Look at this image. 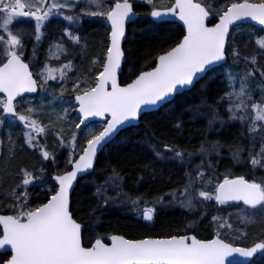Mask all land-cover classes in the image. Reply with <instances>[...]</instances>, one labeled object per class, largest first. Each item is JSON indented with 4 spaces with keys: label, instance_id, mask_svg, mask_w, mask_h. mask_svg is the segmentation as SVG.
<instances>
[{
    "label": "snow or ice",
    "instance_id": "snow-or-ice-1",
    "mask_svg": "<svg viewBox=\"0 0 264 264\" xmlns=\"http://www.w3.org/2000/svg\"><path fill=\"white\" fill-rule=\"evenodd\" d=\"M151 5L150 16L154 21L167 22L173 17L182 22L185 33L170 50L160 54L154 67L142 70L131 83L121 86L118 82V71L121 69L123 51L121 40L125 36V22L135 15L129 0H111L105 8V0H0V127L5 123L14 125L17 121L23 126L24 143L35 149L43 160L51 159L55 163V154L50 153L46 146L40 145L37 137L46 136L50 131L59 141V147H70L67 164L70 170L63 174L52 176L54 184L48 186L47 200L36 207L29 206L28 188L48 183L41 168L40 175L27 169H21L22 178L11 190L13 202L10 204L12 214H0V249L10 248V259L6 264H238L229 257H241L245 261H252L254 254L260 253L258 260L253 264H264V241L254 243L250 247H239L221 238L219 229L227 228L230 232L244 233L241 229H233L227 219L222 220L214 216L217 235L208 240L198 239L195 235L171 236L159 239H126L121 235L109 237L111 244L96 238L90 246L82 243L83 232L81 223L77 222L70 207V190L78 174L85 173L93 167V159L103 146L110 142L123 127L137 121L142 112L159 108L172 102L174 94L193 85L194 79L204 76L213 78L223 73L227 87L221 100L228 102L227 111L229 121H239L247 125L252 146L249 148L248 162L252 168L264 167V64H258L257 56L264 57V36L256 39L260 50L254 54L252 65L243 74L233 72L224 67L226 63V46L230 29L239 27L237 22L252 21L261 26L264 31V0L252 3L249 0L232 2L216 10L218 23L209 27L206 20L210 16V4L202 5L197 0H174V3H161L158 8L155 0H144ZM86 3L89 7L83 9L82 14L92 17H104L110 24V43L106 47L103 59L98 63L102 69L95 73L94 78L82 87V81L73 82L72 92L78 107L73 110L79 113V123L88 128L86 146L82 148L79 159H74L78 144V134L71 133V139L65 144V130L63 122L68 109L64 108L65 115L55 113V120L49 115V124L43 125L33 114L44 111L41 104L37 109L31 101L24 98L25 93H36L39 90L46 92L45 85L50 80L65 81V69L72 70V62L62 65L59 69L45 68L37 73L41 83L34 79L30 71V64L25 62L26 45L23 36L14 34L11 26L21 20L34 22L33 56L43 36L42 29L53 15L61 16L69 24H76L80 16L66 14L71 12L75 4ZM61 9L66 12L60 11ZM94 9V10H93ZM64 35L73 44H79L80 38L74 35L68 27ZM62 47V45H57ZM234 63L241 59L247 67L248 57H240L233 49ZM59 59V55H50L48 59ZM59 71V77L55 74ZM259 73V79L255 74ZM212 74V75H210ZM239 87H236V84ZM67 88L62 87L63 96ZM259 91V100L254 99V93ZM21 98L18 100L17 98ZM57 99L52 96L49 104ZM64 103V102H62ZM25 105H28L25 107ZM90 118H99L104 121L98 128H89L86 123ZM217 120L224 123L219 113L213 112L209 126ZM179 127V125H177ZM59 128V131L56 129ZM259 138V150H256V141ZM11 139V137H10ZM159 159H171L181 165L191 164L194 155H201V163L193 171H186L187 183L182 191L174 190L169 193L172 203H179L189 211L193 210L196 202L203 205L206 201H215L217 205H228L237 208V216L241 223H253L259 215L264 220V179L257 182L248 180L243 175L231 176L225 174L223 179L215 175L211 163L205 164V158L219 153L218 144L209 147L201 145L198 152H188L173 145H164V151L157 146L150 145ZM244 148L235 146L232 151L233 161L242 162L241 153ZM171 153V155H166ZM200 184L202 187L197 188ZM108 185L120 189L115 196L108 195ZM17 189L22 191L17 194ZM96 195L103 196V203L108 204L120 196L131 203L139 214V205L142 195L135 198L128 196L121 188V177L115 170L105 179L104 184L96 186ZM147 205V201H144ZM155 203H163V197H158ZM145 207L142 218L145 221L154 219V208ZM231 216V213H229ZM195 223V222H194ZM191 226V225H189Z\"/></svg>",
    "mask_w": 264,
    "mask_h": 264
},
{
    "label": "trees",
    "instance_id": "trees-1",
    "mask_svg": "<svg viewBox=\"0 0 264 264\" xmlns=\"http://www.w3.org/2000/svg\"><path fill=\"white\" fill-rule=\"evenodd\" d=\"M197 1L202 5H211L208 9L211 15L208 23L212 24L218 16L217 9L243 0ZM249 1L259 2V0ZM161 2L169 4L172 0H155L157 7H160ZM134 10L140 17L126 28L123 44L124 63L119 76L121 84L128 83L142 70L151 69L156 57L171 49L183 37L181 27L175 23L151 22L147 17L149 7L135 4ZM94 31H96V36L100 34L94 38L97 43L96 49H91L93 53H96L99 51L98 43L102 40V33L101 28L94 27ZM260 36H264V31L249 24L232 29L227 45V54L228 63H230L233 72L240 73L252 67L250 59L253 53L260 51L256 44V39ZM233 49L239 52L240 57L249 58L247 67L243 59L239 63H234ZM257 61L258 64H264V57L260 56ZM255 78L257 80L260 78L258 72L255 74ZM226 91H228V87L222 72L211 79L209 76H204L191 89L176 95L170 104H165L158 111L143 115L137 127L123 130L99 154L92 173L77 181L70 198V207L74 218L83 227L84 245L88 246L96 238H103L110 234L123 235L127 239L170 236L184 226V217L173 209L161 212L153 227L141 226L130 215L123 216L116 212L105 213L106 207L109 205L103 204L102 198L95 195V187L102 185L104 180L113 174V170L121 177L123 192L131 197L137 194L148 197L159 196L180 186L183 182L184 172L187 171L186 167H182L178 161L173 162L176 167L160 163L149 151L150 145L157 146L159 150H163L165 144L173 145L183 149L187 155L188 152H198L202 144H206V146L218 144L220 154L216 163L212 164L217 177L222 179L225 174H230L233 177L243 175L248 180L261 177L264 167L253 169L248 162V153L252 142L245 126H242L239 121H229L224 117V123L216 127V130L221 129V132L216 133V137L210 134L207 121L204 119L207 114L203 111V107L216 105L219 112L226 113L225 109L221 108L226 104V100H221ZM254 96L256 100H259V92H255ZM200 113H203L204 117ZM24 131L18 123L14 125L5 123L0 127V214H12L10 204L13 202V196L11 190L20 182L22 168L36 175H40L39 170L43 168V174L48 181L43 186L39 184L29 186L27 190L29 206L33 208L46 201L48 186L54 184L51 177L65 171L60 168L58 163L61 161L60 157L58 159V156L55 155V163L50 160L45 161L37 150L29 148L24 143ZM37 140L40 145L46 146L50 153L55 154L53 145L55 137L50 132L46 136L37 137ZM237 145L244 148L243 154L241 153L242 162L239 165H236L229 155ZM259 146L258 138L256 141L257 151ZM196 166L197 164H193L192 168ZM192 168L190 167L189 171ZM16 191L19 194L22 189ZM237 226L239 229L242 228ZM261 230L264 232V226L258 232L263 233ZM253 238L255 239L251 241L252 243L257 240V236L254 235ZM8 256V254L0 255V263L7 260Z\"/></svg>",
    "mask_w": 264,
    "mask_h": 264
},
{
    "label": "flooded vegetation",
    "instance_id": "flooded-vegetation-1",
    "mask_svg": "<svg viewBox=\"0 0 264 264\" xmlns=\"http://www.w3.org/2000/svg\"><path fill=\"white\" fill-rule=\"evenodd\" d=\"M66 27H68L69 30H71L74 35L79 36L80 42L78 45L73 44L68 39V37L64 35V30ZM107 27L108 26L105 24L102 25L101 27L102 28L101 29L102 40H100V42L98 43L99 51L96 53H93L91 50L93 23L89 24L87 23V21H85L81 17H80L79 22L74 25L69 24L67 21H64L62 17H59V16L50 18L49 21L46 22L45 27L42 29L43 36L36 49V54L35 56H33V45L37 43L33 39L34 22L31 20H21L19 23H14V25L11 26V29L14 32V34L23 36L24 43L26 45L24 59H25V62L30 64V71L33 72V77L34 79H37L38 84L41 83V81L37 73L41 72L45 68L46 64L50 68L59 69L62 65L67 64L69 61L72 62V65H73L72 70L69 71L65 69L67 73V79L65 81H60L59 79L50 80L48 84L44 86L46 88V92L43 93L40 100L38 99V95L31 96V97L26 96L24 98L30 100L32 106L39 109L41 104L48 103L51 100L52 96L54 95L57 97L56 99L57 102L55 105L58 109V112L64 113L63 109L64 108L68 109L67 111L68 115L66 116V119L64 121V123L67 125L64 128L70 129V127L68 126L70 125L72 128V131L76 132L79 137L78 144L75 149V156L73 157L74 159L77 158L78 154H80V152L82 151L83 146H85L86 144L85 140L88 138L86 135L88 132V128H85V126H81L79 129L74 127V124L79 123L80 118H78L75 115V111L73 110L74 108H76L74 106L75 93L67 92V91L72 90L73 82L79 79L78 77H76L77 72L81 71L86 65H87V70L90 69L91 67H93V70H95L96 72L102 70L98 66V63H94V62L101 61L105 54L106 47L108 45V33H109V29H107ZM58 44L62 45V47H57ZM93 54H96V55H93ZM50 55L52 56L59 55L60 58L59 59H54V58L48 59ZM58 73H55L57 77H59ZM86 83L88 82H83L81 86L83 87L84 84ZM63 86L67 88V91H65L64 95L61 96L60 90ZM20 99L21 98H19L18 100ZM27 106L28 105H25V107ZM33 118L38 119L43 125H45L44 121L42 120L40 116L39 111L33 114ZM16 123L19 124L18 121ZM103 123L90 122L88 123V126L89 128H92V127L98 128ZM20 126L23 129V126L22 125ZM70 134H71V130H70ZM70 139H71V135L65 137V144H67L68 140ZM55 141L59 143V141L56 140V138H55ZM64 148L65 149L61 152L63 154V156L61 157L62 160L66 159L65 155L67 154V151L68 152L71 151L70 147H64ZM69 167L70 165L68 164L60 165L61 169H68ZM171 191L172 190L167 191V192H171ZM166 194L163 193V194H160L159 196H154V197L146 196L145 201L148 202L147 205H145L144 201L141 200L140 205H139V214L133 208V209H129L130 216L134 218L136 221H138V223L141 226H147L148 228L153 227L158 215L164 211L162 204L166 202V199H163V203H155V202L158 197H166L165 196ZM116 201H119V199H117ZM154 203H155L154 219L152 221L143 220L142 212L144 208L146 206L153 207ZM158 205H161L159 210H157ZM175 205L176 207L172 205H166V206H171L173 210H176L177 212H180L183 215V210L185 209H183L178 203H175ZM207 207L208 208H206L204 204L201 205L199 203L197 205V208L193 209L194 211H191L189 215L185 217L184 226H182V228L176 233L171 234L169 237L182 236V235H189V236L195 235L198 239H201V240H208V239L214 238L217 235V228L216 226L212 225L213 217L216 215H220V214L224 215V213L216 214V202L214 200L210 201ZM232 208L237 209L234 206ZM236 211L237 210L231 211L230 213L232 214L233 212H236ZM202 215H204L203 216L204 219L201 221L200 217ZM232 227H235L234 229L238 228L237 224L235 223L234 225H232ZM240 229L242 232H244L243 228H240ZM108 236H106L102 240H106ZM142 238H146V237H141V239ZM221 238L233 243L235 246L246 247L249 242L251 243V240L253 237L249 236L247 238L245 236H242L240 232H235V231L230 232L229 231L227 232V237H221ZM242 241H244L243 244H241ZM256 260H258V258H254L249 264H253V261H256Z\"/></svg>",
    "mask_w": 264,
    "mask_h": 264
},
{
    "label": "rangeland",
    "instance_id": "rangeland-1",
    "mask_svg": "<svg viewBox=\"0 0 264 264\" xmlns=\"http://www.w3.org/2000/svg\"><path fill=\"white\" fill-rule=\"evenodd\" d=\"M49 2H51V0H49ZM132 3H134V4H138V3H140L141 5H145V6H147V7H149V12L152 10V8H151V5H149L148 3H146V2H144V0H134V1H131ZM107 3H111V0H105V8L104 9H106V7H107ZM161 3H163V2H161ZM107 4V5H106ZM89 6L86 4V3H77V4H75V6L73 7V9H72V11L71 12H66V10H64V9H61L60 11H62V12H66V14H69V15H74V16H80L81 18H83L85 21H87V23H93L94 25V27H97V28H101L102 27V25L103 24H105L106 25V22H105V18L104 17H99V16H97V17H92V16H87V15H83L82 14V11H83V9H85V8H88ZM159 8V7H158ZM104 9H101V10H104ZM94 10V9H93ZM147 16H149V13H148V15ZM53 17H57L56 15H53L52 17H50V18H53ZM59 17H61V16H59ZM93 27V28H94ZM102 29V28H101ZM95 32V34H94V36H93V38H92V43H91V49L92 50H95L96 48H95V45L97 44L96 43V41H95V39L94 38H96V37H98V36H96V31H94ZM258 52V51H257ZM257 52H255V53H253V55L254 54H256ZM257 58H260V56H257ZM230 63H227V66H225V68L226 69H229V70H231L232 71V68H231V66L229 65ZM248 69H246L245 71H243V72H240L241 74H243L244 72H246ZM56 73H58V71L56 72ZM95 73H96V71L95 70H93V67H91L90 69H88V70H86L85 72H81V71H79V72H77V74H76V77H78L82 82H89L90 80H92L93 78H94V75H95ZM237 73V72H236ZM59 74V73H58ZM63 87H65V86H63ZM236 87L238 88L239 87V84H238V82H237V84H236ZM66 88V87H65ZM230 89L228 88V91H229ZM67 92H72V90H68ZM257 92H259V91H257ZM42 95H43V93L40 91L39 92V94H38V99L40 100L41 99V97H42ZM254 99H255V96H254ZM57 101L55 100V101H52V103L51 104H49V102L48 103H45V104H43L44 105V111H39V113H40V116H41V118H42V120L44 121V124L45 125H48L49 124V115H51V118L53 119V120H55V113H59L58 112V109H57V107H56V105H55V103H56ZM220 104H221V102H219ZM227 106H228V102L226 101V104L225 105H223V106H221V108H222V110L223 109H225V111H226V113H221V112H219V109H217L216 108V105H214V106H204L203 107V111H205L206 112V114L207 115H205V120L207 121V126H208V129H209V131H216V127H218V125H220L221 123H220V121L219 120H217L215 123H213L211 126H209V120L212 118V114H213V112L215 111V112H217V113H219V115H220V117L223 119L224 117H225V119H228V116H229V113H228V111H227ZM60 115H65V113H59ZM201 114V116L202 117H204V115H203V113H200ZM68 114H66V116H67ZM240 123V122H239ZM241 124V123H240ZM67 124H65L64 122H63V127H65ZM242 125V124H241ZM69 127H70V129H68V128H64V130H65V137H67V136H70L71 134H70V130H71V133L73 132L72 131V128H71V126L70 125H68ZM242 126H245V129L247 130V125L245 124V125H242ZM59 130V128H57L56 129V131H58ZM245 130V131H246ZM51 132V131H50ZM70 134V135H69ZM252 142V141H251ZM209 143V142H208ZM205 147H209V146H206V144H205ZM164 150V149H163ZM259 150V149H258ZM53 152V151H52ZM224 152H226L225 150H224ZM244 152V151H243ZM187 154V153H186ZM243 154V153H242ZM55 155L56 156H58V157H60V153H57V150H56V153H55ZM229 155L232 157V153H229ZM63 156V154L61 153V157ZM65 157H66V159H64V160H62L61 159V161L60 162H58L59 163V165H66L67 164V161H68V158H69V152L67 151V154L65 155ZM242 157V156H241ZM217 158H218V156L215 154V153H213V154H211L210 156H207L206 158H205V164H207V163H211V164H213V162H215L216 163V160H217ZM185 159L187 160V155H185ZM201 159H202V156L201 155H199V154H197V155H194L193 157H192V160H191V164H186V165H182V167L184 166V167H186V169H187V171H189V169H190V167L192 168V165L193 164H197V165H199L200 163H201ZM50 161H52L51 159H49ZM53 162V161H52ZM234 163H236V162H234ZM240 163H236V165H239ZM235 166V165H234ZM196 168V167H195ZM195 168H192V170H190V171H193ZM223 179V178H222ZM261 179H264V172L261 174V177L260 178H258V179H255L257 182H259ZM104 182H105V180H104ZM104 182L102 183V184H104ZM185 183H187V177L185 176V172H184V176H183V182H182V184L180 185V186H178L177 188H175L174 190H176L177 192H179V191H182V189H183V185L185 184ZM199 186H200V184H197L196 185V187L197 188H199ZM121 188H122V185H121ZM95 189H96V187H95ZM122 190H123V188H122ZM174 190H172L171 192H169V193H172ZM107 191H108V195H110V196H115L116 195V192L117 191H120V189H118V188H114V187H112L111 185H108V188H107ZM169 193H167L165 196L166 197H163V199H166V202L165 203H163L162 204V207L164 208L166 205H172V206H175L176 207V205H175V203H172V197L170 196V195H168ZM95 195H96V193H95ZM99 197H101L102 198V201H103V196H99ZM120 197H124L123 195L122 196H120ZM118 199V198H117ZM116 199V200H117ZM116 200H114V201H109V205H114L115 203V201ZM209 202L210 201H206V202H204L203 204L205 205V207L206 208H208L207 207V205L209 204ZM178 203V202H177ZM200 202L199 201H197L196 202V206L194 207V209H196L197 208V205L199 204ZM104 204V203H103ZM179 204V203H178ZM183 208V207H182ZM183 209H185V210H183V217H184V219H185V217L186 216H188L189 215V213L191 212V211H194V210H191V211H189L188 209H186V208H183ZM231 209H232V207H229L228 205H217L216 204V214H218V213H224V215H222V214H220V215H216V216H219V217H221V219L222 220H224V219H227V221H228V223L229 224H231V225H234V223L235 224H237V225H239V226H241L242 228H244V234L242 235V236H245V237H249V236H254V235H256L257 236V240L256 241H254V243H256V242H261V241H264V232L263 233H259L258 232V230L262 227L263 228V226H264V220H262L261 219V217L259 216V215H257L255 218H254V222L253 223H241L240 222V220H239V218H238V216H237V211L236 212H233L232 214H231V216H229V213H230V211H231ZM222 210V211H221ZM203 216L204 215H202L201 217H200V220L202 221L204 218H203ZM204 223V222H203ZM212 225H214L215 226V222L213 221L212 222ZM217 228V227H216ZM235 227H233V229H234ZM227 232H229V230L227 229V228H224V229H219V233H220V235H221V237H227ZM257 232V233H256ZM255 238H252V240L251 241H253ZM254 243H248V245L246 246V247H248V246H251V245H253ZM261 255V254H260ZM260 255H259V257H260ZM258 257V258H259Z\"/></svg>",
    "mask_w": 264,
    "mask_h": 264
},
{
    "label": "water",
    "instance_id": "water-1",
    "mask_svg": "<svg viewBox=\"0 0 264 264\" xmlns=\"http://www.w3.org/2000/svg\"><path fill=\"white\" fill-rule=\"evenodd\" d=\"M241 2H243V1H241ZM173 3H174V1H173ZM132 11H133V13H135L133 7H132ZM137 17H138V14L135 13V15L130 16V18H129L128 20H126V22H125V35H126V27H127V25L130 24V23H132V22H134V21L136 20ZM149 19H150L152 22H155V23H159V22H160V21H154L153 18L150 16V14H149ZM208 19H209V18H208ZM208 19H207V20H208ZM207 20H206V21H207ZM167 22H172V23H176V24L180 25L181 28H182V30H183V32H184V34H186V33H185L184 26H183L182 22H180L179 20H177V19H175V18H173V17H169V18L167 19ZM215 23H218V17L216 18ZM215 23H214V24H215ZM214 24L210 25L209 27L214 26ZM237 24H239V25H240V24H251L252 26H255V27L261 28V26L256 25L255 22H252V21H240V22H237ZM108 25H109V28H110V24H108ZM233 27H234V26H233ZM233 27H232V28H233ZM232 28H231V29H232ZM231 29H230V31H231ZM109 33H110V31H109ZM228 38H229V37H228ZM228 38H227V40H228ZM182 39H183V38H182ZM182 39H181V40H182ZM124 40H125V36H124V37L122 38V40H121V49H122V51H123V43H124ZM109 43H110V39H109ZM156 59H157V58H156ZM226 60H227V57H226ZM123 62H124V55H123V58H122V61H121V68H122ZM155 62H156V61H155ZM120 72H121V69L118 71V75L120 74ZM137 76H138V75H137ZM135 78H136V77H135ZM135 78H134V79H135ZM134 79H133V80H134ZM199 80H200V79H194L193 85H194L197 81H199ZM131 82H132V81H130L129 83H131ZM127 84H128V83H127ZM125 85H126V84H125ZM125 85H122V86H125ZM193 85H192V86H189V87H187V88H185V89L180 90L178 93L174 94L173 98H174L176 95H178V94H181V93H183V92H185V91H188L189 89H191V88L193 87ZM36 93H37V92H36ZM36 93H25L24 96H25V95H35ZM0 95H3V94H0ZM18 98H19V97H18ZM75 104H76V103H75ZM77 107H78V105H77ZM159 108H160V107H159ZM159 108H154V109L146 110V111L142 112L141 115H140V117H139V119H138L137 121L131 122V124H130L129 126H127V127H123L121 131H123L124 129L130 128V127H135V126H137L138 123H139V120H140V118H141V116H142L143 114L151 113V112L157 111ZM75 113L79 116V113H78V112L75 111ZM90 121H100V122H102L99 118H90L89 121H87L86 123H88V122H90ZM121 131H120V132H121ZM120 132H119V133H120ZM117 135H118V134H117ZM117 135H116V136H117ZM116 136H115V137H116ZM115 137H114V138H115ZM114 138H113V139H114ZM113 139H112V140H113ZM112 140H111V141H112ZM111 141H110V142H111ZM110 142H108V143H110ZM108 143H106V144L103 146V148H104ZM103 148H102V149H103ZM102 149H100V150L98 151L96 157H94V159H93V167H94V165H95V163H96V160H97L99 154L101 153ZM81 154H82V152H81ZM81 154H80V155H81ZM80 155H79V156H80ZM79 156H78L77 159H79ZM93 167H92L91 169H88L85 173H80V174H78L77 179L73 182V188L70 190V198H71L72 192H73V190H74V188H75V186H76L77 181H78L79 179L84 178L85 176H87V175L92 171ZM69 170H70V169H69ZM53 182L55 183V181H53ZM45 202H46V201H45ZM152 239H156V238H152ZM107 241H108L107 244L110 245V244H111V240L108 239ZM5 253H8V254H9V258H8V259H10L11 251H10V248H7V246H6L5 249H0V254H5ZM255 255H256V254H254V256H255ZM8 259H7V260H8ZM228 259H229V260L235 259V260L238 262V264H246L247 262H249V261H245L244 258H241V257H235V258H233V257H229ZM7 260H6V261H7ZM6 261L3 262V263H1V264H6ZM226 264H227V262H226Z\"/></svg>",
    "mask_w": 264,
    "mask_h": 264
},
{
    "label": "bare ground",
    "instance_id": "bare-ground-1",
    "mask_svg": "<svg viewBox=\"0 0 264 264\" xmlns=\"http://www.w3.org/2000/svg\"><path fill=\"white\" fill-rule=\"evenodd\" d=\"M94 34H95V32H92V38H93ZM86 70H87V65L81 70V72H85ZM220 132H221V129L216 130V131H210V134H212V136L216 137V133L218 134ZM50 134H51V132H50ZM52 136H54V135H52ZM208 140H211V139H208ZM53 145L55 146L54 152L56 153V150H57V153H60V158H61V152L65 148L64 147L63 148L62 147H59L58 146L59 143H57L55 140H53ZM177 148H179V147H177ZM179 149H181V148H179ZM181 150H183V149H181ZM149 151L155 156V158L157 159V161H159L160 163L165 164L166 166H174V167H176V165H174L173 162H177V161L171 160V159H167V160L166 159H159V158H157V156L153 152L152 148H150ZM160 151L163 152L164 150H160ZM166 155H171V153H166ZM60 158L58 157V159H60ZM33 168H35V166H33ZM138 195H141V194H137V195H134V196H138ZM134 196H132V198H135ZM142 196H143V200L142 201H145L146 200V195H142ZM118 199H119V201H115L114 202L115 203L114 205H109L108 204L109 207H106L105 213H113V212H116V213L122 214L123 216L124 215H130L129 214L130 213L129 212V209H133L134 206L131 203L126 202L125 197H119ZM160 206L161 205H158L157 210H159ZM170 210H172V207L171 206H165L164 207V211L165 212L166 211H170ZM172 234H174V233H172ZM157 238H169V236H163V237H157Z\"/></svg>",
    "mask_w": 264,
    "mask_h": 264
}]
</instances>
